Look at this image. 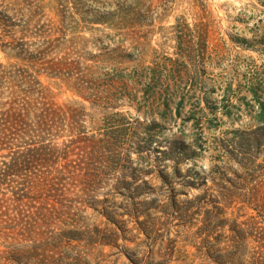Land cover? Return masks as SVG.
Wrapping results in <instances>:
<instances>
[{
    "label": "rangeland",
    "instance_id": "374dc122",
    "mask_svg": "<svg viewBox=\"0 0 264 264\" xmlns=\"http://www.w3.org/2000/svg\"><path fill=\"white\" fill-rule=\"evenodd\" d=\"M259 103L264 0H0V264H264ZM64 164L96 189L65 194ZM132 172L149 182L134 200ZM231 183L247 208L200 214ZM236 218L256 223L239 243Z\"/></svg>",
    "mask_w": 264,
    "mask_h": 264
},
{
    "label": "trees",
    "instance_id": "16d2710c",
    "mask_svg": "<svg viewBox=\"0 0 264 264\" xmlns=\"http://www.w3.org/2000/svg\"><path fill=\"white\" fill-rule=\"evenodd\" d=\"M259 107V112H258V117L256 118V124L254 125V128L250 131V133L248 135L253 137V141L256 144L257 147H262L264 146V104L259 103L258 104ZM41 118V117H40ZM18 120V119H17ZM17 120L15 121V124L17 122ZM41 126L43 127L42 123ZM48 126V125H47ZM49 128H53L48 126ZM151 132H152V126H149L145 133V137L144 139L139 140L138 142V149H144L147 147H150L153 144V140H152V136H151ZM143 142V144H141ZM157 148H155V150L160 151L167 159L170 157L169 155V151L167 149H163L160 150V148L162 146H160V144H156ZM160 147V148H159ZM54 153V150H52ZM45 153V152H43ZM70 151H69V147H66L65 149H63L62 151L59 152V158L57 161L53 160L50 157H46L45 155H43V157H41L39 154L37 155H32L31 157L29 156V153L26 152H22L19 153L16 157L12 156L7 162H11L10 165V170L9 172H16L15 170H19V169H24L23 168V162H36V163H40L43 165L44 162H60V161H64L66 162V160H68V155H69ZM45 154H49V153H45ZM38 156V157H36ZM74 155H72L73 157ZM30 159L29 161L27 160ZM73 158L69 159V162H74L72 160ZM180 163V162H179ZM8 165H5V167ZM81 164H78V167H74L73 165L69 164H64L63 165V172L69 174V184L68 182L65 185V189L63 190L66 191V193H69L71 190L68 189V186L71 187L72 186V182L74 180H76L78 177H81L82 182H80V185L83 186V191L86 192H92L94 191V189H96V185L95 182L93 180L89 179V175H86L85 178L83 176H80L82 173L84 175L85 171H87L85 168H81L80 167ZM130 180H126L124 178H122L121 180H118L117 182V187L121 190H123L125 192L126 197H128L131 200H134L136 198H141L143 196H145L146 190L149 189V182L143 180L142 178H140V176L134 175L133 172L130 173ZM161 181L163 182L164 185L169 186L170 182H169V176L167 174H162L161 176ZM66 180L65 178L61 179ZM188 183V182H187ZM186 183V184H187ZM3 185V183H0V187ZM186 186V185H184ZM233 184L231 183L230 186H221V189L224 190V192H220L218 193V196L214 197L213 200H207L206 199V195H201L200 196V200H202V203L200 205V214H204L205 216L208 215L212 209H216L218 211H223V209L221 208V206L223 205L224 208H236V211L238 212L241 209H245L247 208V197L246 196H241V195H236L234 194L232 191V187ZM76 187V186H75ZM95 187V188H94ZM169 192L171 191L170 187L168 188ZM264 190V187L262 188ZM60 190V189H59ZM255 190V189H253ZM61 191V190H60ZM219 191V190H218ZM64 194V195H65ZM175 196V194L173 195V197ZM253 198L255 202H259L263 204L261 205H257L256 207H264V191L263 194H259L255 193L253 195ZM206 199V200H205ZM213 203V204H212ZM239 204V206H233L235 204ZM138 204L143 205L146 204L144 200L139 201ZM217 204V205H216ZM174 209H178L175 204H173ZM104 217H106L110 223H114L113 222V218H111L108 212H104L103 213ZM130 217L131 219L134 220V222L138 225V227L140 228V230L143 233H146V235L148 236V227L144 228V222L145 219L141 218L143 217V214L141 212H136V210L132 209V212L130 211ZM255 219H251V221H239L238 218L234 219V224L235 226H237V229H232V232L234 231V233H236V235L232 234V239L235 240V242L239 243L240 240V234L243 231V226H253L254 224H256Z\"/></svg>",
    "mask_w": 264,
    "mask_h": 264
}]
</instances>
